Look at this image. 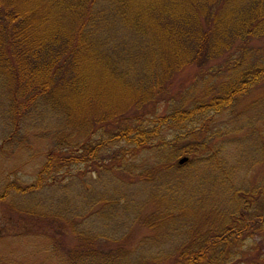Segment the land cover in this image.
Here are the masks:
<instances>
[{
	"label": "trees",
	"instance_id": "obj_1",
	"mask_svg": "<svg viewBox=\"0 0 264 264\" xmlns=\"http://www.w3.org/2000/svg\"><path fill=\"white\" fill-rule=\"evenodd\" d=\"M252 38L264 40V0H0V88L9 132H24L31 119L58 122L51 136L40 132L48 140L26 191L62 190L61 179L77 177L73 167L107 169L104 152L146 151L145 165L132 163L133 178L157 189L149 210L133 206L131 221L154 236L168 223L177 228L145 256L146 248L136 252L123 237L101 251L89 233L81 235L87 243L69 252L71 264L78 256H96L90 264H264V178L239 185L231 169L264 162L256 131L257 122L264 125V93L248 104L260 107L245 135L258 150L249 148L236 165L223 167L224 142L205 133L217 112L264 80V53L249 56ZM224 54L232 62L210 67L223 75L215 86L184 99L185 106L166 95L177 71ZM181 154L189 158L178 164ZM193 167L200 169L194 188L180 178ZM48 205L37 200L29 213L73 224Z\"/></svg>",
	"mask_w": 264,
	"mask_h": 264
},
{
	"label": "rangeland",
	"instance_id": "obj_2",
	"mask_svg": "<svg viewBox=\"0 0 264 264\" xmlns=\"http://www.w3.org/2000/svg\"><path fill=\"white\" fill-rule=\"evenodd\" d=\"M249 45L250 59L254 56L258 58L264 53L263 38H252ZM228 57V54H224L203 66L190 65L180 69L166 86V95L172 94L171 97L175 100H184L198 95L208 84L215 86L223 75L220 72L211 74L210 67L225 68L228 61L232 62L226 60ZM5 92L0 88V264H71L69 252L81 251L87 243L81 235L88 233L93 237L92 245L101 251L116 246L123 237V245L136 247V252L140 248H146L145 256L149 248L158 250L160 246L166 245L169 234H178L177 228L170 226V223L163 225L158 235L154 236L152 229L131 221L133 206L137 203L140 210H149L152 203L148 197L157 189L155 183L136 182L133 178L137 174L134 165H138V162L142 166L147 163L146 151L141 153L134 150L131 154H128L127 149L104 152L103 156L107 159L104 166L107 169L105 167L101 171H95L84 165L81 168L73 167L69 172H76L77 177H70L69 182L68 177L61 179L59 182L64 184L62 190L50 188L41 196L39 190L26 191L25 187L32 183L38 161L43 156L44 142L48 140L40 132L45 130L51 136L56 130L54 122H58L53 117H45V121L41 122L38 118L31 119L26 122L24 132L10 133L6 116L8 107L3 96ZM263 93L264 80L254 83L246 92L238 95L228 108L217 112L206 126L208 132L205 133L214 131L212 134L226 146L223 167L236 165L238 158L246 156L249 148L258 150L254 145L250 146L251 138L245 135L249 129L247 121L250 119L253 122L260 108L249 107L248 104ZM187 104L188 101L184 100V106ZM256 131L264 140V125L257 122ZM19 139L21 141L18 142ZM230 139L231 142H227ZM179 156L186 158L178 163ZM179 156L174 160L178 164L189 158L185 154ZM200 165L199 163L198 167ZM238 166L230 168L233 182L236 181L239 185H252L254 180L264 178V162L255 161L246 171L243 170L245 164ZM198 169L193 167L189 171L184 170L180 178L187 183V187L194 188L193 184L200 181ZM40 199L49 204L51 213L65 214L71 220L73 218V224L68 223V219L66 222L63 217L52 219L51 215L45 219L33 218L29 211L35 209L34 204ZM145 201L148 202L144 207L141 204ZM189 218L193 221L197 217L191 215ZM173 237L176 239V236ZM136 252L128 258H137ZM87 258L90 260L85 261L84 256H78L73 264H90L96 260V256ZM110 258H117V255Z\"/></svg>",
	"mask_w": 264,
	"mask_h": 264
},
{
	"label": "water",
	"instance_id": "obj_3",
	"mask_svg": "<svg viewBox=\"0 0 264 264\" xmlns=\"http://www.w3.org/2000/svg\"><path fill=\"white\" fill-rule=\"evenodd\" d=\"M185 156H179L178 158H177V162L178 163H180V162H182L183 160H185Z\"/></svg>",
	"mask_w": 264,
	"mask_h": 264
}]
</instances>
